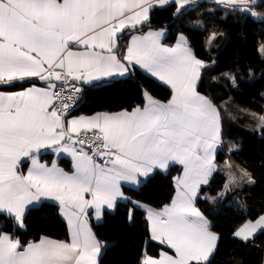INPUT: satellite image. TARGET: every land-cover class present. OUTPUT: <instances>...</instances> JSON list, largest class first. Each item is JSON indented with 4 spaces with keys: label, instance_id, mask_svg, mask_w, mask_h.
<instances>
[{
    "label": "snow or ice",
    "instance_id": "1",
    "mask_svg": "<svg viewBox=\"0 0 264 264\" xmlns=\"http://www.w3.org/2000/svg\"><path fill=\"white\" fill-rule=\"evenodd\" d=\"M256 19L252 10L261 0H215ZM193 0H0V216L14 230L25 227L26 209L42 198L59 203L71 229L70 242L42 238L22 243L14 232L0 230V264H99L106 247L88 226L93 210L100 218L105 208L131 201L123 184L139 185L156 170L183 166L176 178L177 194L160 210L147 208L149 240L161 246L157 257L141 264H211L219 234L196 206L202 186L219 170L215 163L222 141L220 107L199 91L202 73L215 61L198 58L183 34L165 46L163 31L130 35L150 20L153 9L172 5L174 16ZM215 37L213 34L212 38ZM75 49V50H74ZM169 85L166 102L145 93L146 103L119 113L71 118L80 84L125 76L136 68ZM233 86L236 79L223 74ZM31 78L43 81L36 86ZM216 79V77H213ZM30 86L25 88L24 84ZM264 127V117H261ZM229 147V152L236 149ZM42 149L68 153L73 171L40 162ZM31 166L23 174L22 166ZM222 201L247 177L231 171L227 159ZM133 209L129 210V219ZM264 232V214L233 232L251 242ZM167 249V250H164Z\"/></svg>",
    "mask_w": 264,
    "mask_h": 264
},
{
    "label": "trees",
    "instance_id": "2",
    "mask_svg": "<svg viewBox=\"0 0 264 264\" xmlns=\"http://www.w3.org/2000/svg\"><path fill=\"white\" fill-rule=\"evenodd\" d=\"M252 10L261 19L208 1L194 2L186 6L181 15L174 16L175 7L169 5L153 9L149 22L138 27L139 31L165 27L166 44H172L178 34H184L197 57L207 63L215 61L202 73L198 88L221 110L223 143L216 159L219 164L226 159L236 162L255 181L233 188L217 202H213V198L223 191L225 183V175L220 170L201 188L196 205L210 221L212 231L219 234L211 264H262L264 260V232L248 243L233 236L245 221L255 220L264 213V127H257L238 108L252 110L264 117V53L260 51L264 45V0ZM133 32L132 29L126 31V38L121 43L126 45L127 37ZM211 34L215 37L209 44ZM224 73L235 77V86ZM249 76L254 79L245 82L243 79ZM15 89L19 87L0 90ZM80 89L81 97L71 111L72 116L132 109L143 103L145 93L161 101L171 95L167 86L138 68L123 78L80 85ZM232 144L237 147L229 152ZM178 171L177 167L166 173L155 171L138 188L125 187L124 193L142 206L162 208L172 200L174 176ZM130 209H133L131 220ZM90 222L98 239L106 244L99 264H141L145 254H158V246L149 240L144 211L141 207L134 208L128 200L119 201L112 212H105L102 222L95 223L92 219ZM0 230L14 232L24 244L43 236L58 240L68 238L67 225L60 216L57 203L49 201L28 208L25 227L20 230H14L11 221L0 216Z\"/></svg>",
    "mask_w": 264,
    "mask_h": 264
},
{
    "label": "crops",
    "instance_id": "3",
    "mask_svg": "<svg viewBox=\"0 0 264 264\" xmlns=\"http://www.w3.org/2000/svg\"><path fill=\"white\" fill-rule=\"evenodd\" d=\"M198 1H208V2H211V3H214V4H216V5H221V6H225V5H223V4H218V3H216L215 2V0H193V3L194 2H198ZM165 7V6H164ZM227 7V6H226ZM158 8H163V7H158ZM259 10V9H258ZM260 13H264V10L261 12V11H259ZM147 23V22H146ZM145 23V24H146ZM144 25V24H143ZM137 27H140V26H137ZM129 29H126L125 30V32L126 31H128ZM149 31H163L164 33H165V36H166V34H167V30H166V28L165 27H159V28H155V29H148V30H146V31H134L133 33H131L130 35H143V34H147ZM129 35V36H130ZM184 35V34H183ZM165 36H164V38H165ZM180 36V34H178L177 35V38H176V40H175V42H173L172 44H166L165 42H164V38L162 39V43L165 45V46H174L176 43H177V39H178V37ZM185 36V35H184ZM212 36H213V34H211L210 35V37H209V41H208V43L210 44V42L213 40V38H212ZM186 37V36H185ZM187 40H188V38H187ZM188 42H189V40H188ZM127 43H128V39H127ZM126 43V44H127ZM189 45H190V47H191V44H190V42H189ZM192 48V47H191ZM263 49L262 51H261V54H263L264 53V45H262L261 47H260V49ZM75 50V49H74ZM192 50H193V48H192ZM193 52H194V50H193ZM199 58V57H198ZM204 61V60H203ZM138 69H140L139 67H137ZM140 70H142L143 72H145L146 74H148L149 76H151L152 78H154L155 80H157L158 82H160L161 84H163V85H165V86H167L170 90H171V88H170V86L169 85H166L164 82H162V81H160L158 78H156V77H153L150 73H147L145 70H143V69H140ZM125 76H127V75H125ZM125 76H123V77H125ZM123 77H121V76H115V77H106V78H103L102 80H100V81H103V80H107V79H111V78H123ZM254 79V76H249V77H247V78H244L243 80L245 81V82H249V81H252ZM31 80L32 81H35V83H36V86H38V87H41V86H43V81H39L38 80V78H31ZM100 81H94V82H92V83H88V84H80V82H76V84L77 85H79V87H80V85L82 86V85H90V84H96V83H98V82H100ZM30 86V84L28 83L26 86H25V88H27V87H29ZM21 89L19 88V89H15V90H7V91H5V90H0V91H5V92H16V91H20ZM147 94H149V93H147ZM171 96V95H170ZM154 98V97H153ZM170 98V97H169ZM168 98V99H169ZM154 99H156V98H154ZM167 99V100H168ZM156 100H158V99H156ZM167 100H165V101H162V102H166ZM159 101H161V100H159ZM146 103V97H145V95H144V100H143V103L140 105V106H143L144 104ZM138 106V105H137ZM136 107V106H135ZM134 108V107H133ZM123 110H131V109H122V110H118V111H112V112H108V111H102V112H97V113H93V114H90V115H79V116H70L69 117V119H71V118H79V117H92V116H94V115H97V114H104V113H110V114H115V113H119V112H121V111H123ZM39 159H40V162L41 163H44V164H46L47 166H49V167H51L52 166V164H53V161H55V163H56V166L58 167V168H61V169H63L64 171H66V172H69V173H71L74 169H73V160H72V157L68 154V153H55L52 149H42L41 150V153H40V155H39ZM228 161H230V163L231 162H233L232 160H228ZM215 163L217 164V165H219V170L225 175L228 171H229V169L228 168H226L225 166H224V162H222V163H218L217 162V159L215 160ZM236 163V162H235ZM31 166V164H30V161H26L25 163H24V165L22 166V169H21V171L23 172V174H26L27 173V170H28V168ZM172 167H177L178 168V172L175 174V176H174V184H175V192H174V195H173V197H172V200L175 198V196H176V194H177V190H178V186H177V184H176V178H178V177H181L182 175H183V166L182 165H178V164H172V165H170L166 170H156V171H159V172H162V173H166V172H168L169 170H170V168H172ZM231 171H232V168H231ZM143 180H145V179H143ZM143 180L141 181V183L143 182ZM210 180H211V178H210ZM245 181H247V179L245 180ZM140 183V184H141ZM246 183V182H245ZM139 184V185H140ZM139 185H132V184H127V183H125V184H123V188H122V190L124 191V189H125V187H129V188H138L139 187ZM206 186V185H205ZM203 187V186H202ZM172 200H171V202H172ZM42 201H49V202H54V203H57V205H58V207H59V212H60V216H61V218L65 221V223H66V225H67V231H68V238H67V240H58V239H54V238H52V237H48V236H43V237H41V238H39L37 241H33V242H39V240L40 239H42V238H47V239H51V240H55V241H62V242H70V239H71V229H70V226H69V224H68V221H67V217L63 214V212H62V209H61V207L59 206V203L58 202H56V201H53V200H51V199H47V198H42V200L40 201V202H38V203H34L33 205H30L28 208H30V207H32V206H36V205H38L39 203H41ZM120 201H125V200H120ZM171 202L169 203V204H167V205H170L171 204ZM196 203V202H195ZM197 206V205H196ZM27 208V209H28ZM142 210L144 211V213H145V219H146V212H147V208H151V209H153V210H160V209H162V208H152V207H149V206H147V205H143L142 207ZM26 209V210H27ZM115 209V208H114ZM114 209H107V208H105L104 209V211H103V213H102V216L98 219V218H96V216H95V213H94V211L93 210H90V212H89V216H88V226L92 229V231H93V228H92V225H91V219L95 222V223H100V222H102V220H103V217H104V214H105V212H112ZM201 211V210H200ZM202 212V211H201ZM262 214H264V213H262ZM261 214V215H262ZM260 216V215H259ZM206 217V216H205ZM207 218V217H206ZM208 219V218H207ZM248 221V220H247ZM254 221V220H253ZM246 222V221H245ZM244 222V223H245ZM243 223V224H244ZM148 224V223H147ZM242 224V225H243ZM241 225V226H242ZM240 227V226H239ZM238 227V228H239ZM237 228V229H238ZM93 233L95 234V232L93 231ZM259 233H257L256 234V236L258 235ZM96 235V234H95ZM255 236V237H256ZM97 237V236H96ZM254 237V238H255ZM98 238V237H97ZM153 243H155L157 246H158V254L157 255H150V254H145L144 255V257L145 256H152V257H157L159 254H160V252H161V246L157 243V242H153ZM164 250H167V249H164ZM143 257V258H144ZM262 264H264V260H263V263Z\"/></svg>",
    "mask_w": 264,
    "mask_h": 264
},
{
    "label": "rangeland",
    "instance_id": "4",
    "mask_svg": "<svg viewBox=\"0 0 264 264\" xmlns=\"http://www.w3.org/2000/svg\"><path fill=\"white\" fill-rule=\"evenodd\" d=\"M261 51L263 50L262 48L260 49ZM241 112L246 115L247 117H249L255 124L256 126L258 127V125H261V115L255 113L254 111L252 110H249V109H245V108H242V107H238ZM231 168H232V172H234L236 174L237 177H240L241 176V173H240V169L242 168L240 165H238L237 163H235L234 161L231 162ZM244 169V168H243ZM247 177H244L243 180L240 181V183L243 185L246 181Z\"/></svg>",
    "mask_w": 264,
    "mask_h": 264
},
{
    "label": "built area",
    "instance_id": "5",
    "mask_svg": "<svg viewBox=\"0 0 264 264\" xmlns=\"http://www.w3.org/2000/svg\"><path fill=\"white\" fill-rule=\"evenodd\" d=\"M76 85H77V84H76ZM77 87H79V85H77ZM80 97H81V92L79 93V96H78V99H77V101H76L75 107L78 105V102H79V100H80ZM75 107H74V108H75ZM74 108H73V109H74ZM73 109H72V110H73ZM72 110H71V111H72Z\"/></svg>",
    "mask_w": 264,
    "mask_h": 264
}]
</instances>
